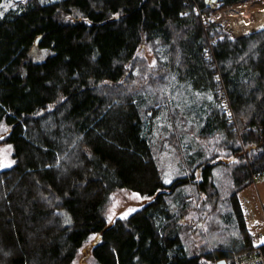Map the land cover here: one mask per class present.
Masks as SVG:
<instances>
[{"label": "trees", "instance_id": "16d2710c", "mask_svg": "<svg viewBox=\"0 0 264 264\" xmlns=\"http://www.w3.org/2000/svg\"><path fill=\"white\" fill-rule=\"evenodd\" d=\"M6 1L0 124L14 162L0 171V264H73L93 235L95 264H231L253 245L238 194L264 176V30L231 39L209 5L239 0H27L1 12ZM143 45L156 47L162 69L193 93L212 94L192 99L198 137L222 133L232 152L251 148L232 174L233 246L189 249L182 236L180 189L192 183L216 207L220 162L186 148L189 167L201 161L200 181L193 173L165 184L152 147L155 114L134 92H107ZM218 88L227 120L213 105ZM120 189L154 198L108 223V197Z\"/></svg>", "mask_w": 264, "mask_h": 264}, {"label": "rangeland", "instance_id": "374dc122", "mask_svg": "<svg viewBox=\"0 0 264 264\" xmlns=\"http://www.w3.org/2000/svg\"><path fill=\"white\" fill-rule=\"evenodd\" d=\"M26 1L7 0L2 5L1 12L15 3ZM261 1L239 0L231 4L211 2L209 3L212 12L210 20L214 21L218 28L223 29L231 39L260 32L264 28L236 36L230 27L238 28L245 25L247 21H251L257 10L254 6H257ZM245 5L248 6V14L242 10ZM227 6L229 7L227 8ZM155 49L156 47L148 45L141 46L135 55L133 65L128 67L123 79L110 85L111 89L106 84L102 88L107 87V92H134L139 96L143 110L149 116L155 114L152 147L165 184H171L178 178H190L193 173L196 182L200 181L199 169L197 172L195 166L201 161L196 160L193 166L189 167L186 163L188 157L185 150L187 149L191 153L202 152L206 163L220 162L212 170V182L216 193L215 198H217L216 207L212 200L208 201L206 193L197 191L192 183H188L180 189L183 208L186 209L181 212L182 236L189 249L203 246L207 250H213L233 246L232 244L239 238V231L238 221L233 220L230 204V198L234 192L232 174L235 171V166L239 165L241 161L249 159L248 151L251 148L241 144L240 151L234 153L226 147L225 140L221 138L223 137L222 133L206 136L208 138L197 136V131L200 128L198 126L201 123L197 120L196 115L189 116L192 99L211 100L213 96L211 93H206L205 96L193 93L187 86L179 83L172 73L162 69L160 61L164 59V56L160 57ZM219 94L214 99L213 105L218 112L221 111L225 116L226 114L221 109V94ZM227 117L226 115V120ZM234 122L239 129L237 119H234ZM228 124L231 125L232 122H228ZM8 129L7 125L0 124V171L11 167L14 162L12 147L4 142ZM209 190L213 193L211 189ZM153 198L141 196L126 189L114 191L106 203L107 222L112 223L117 219L128 217ZM238 199L248 232L252 235L260 234L264 238V176L256 177L248 187L238 194ZM64 224L71 229L69 220L65 219ZM94 238V235L91 236L80 248L73 264H95L91 256V247H89Z\"/></svg>", "mask_w": 264, "mask_h": 264}, {"label": "built area", "instance_id": "2783aa9c", "mask_svg": "<svg viewBox=\"0 0 264 264\" xmlns=\"http://www.w3.org/2000/svg\"><path fill=\"white\" fill-rule=\"evenodd\" d=\"M251 239L253 245L246 250L234 253L231 264H264V243H261L264 238L260 234H253Z\"/></svg>", "mask_w": 264, "mask_h": 264}, {"label": "bare ground", "instance_id": "6f19581e", "mask_svg": "<svg viewBox=\"0 0 264 264\" xmlns=\"http://www.w3.org/2000/svg\"><path fill=\"white\" fill-rule=\"evenodd\" d=\"M254 7L257 10L251 21H247L245 25L238 28H235L233 26L230 27V30L234 33V35L241 36L246 33H251L253 31L264 28V1L259 2V4ZM242 10L245 14H248V6H243Z\"/></svg>", "mask_w": 264, "mask_h": 264}, {"label": "water", "instance_id": "95a60500", "mask_svg": "<svg viewBox=\"0 0 264 264\" xmlns=\"http://www.w3.org/2000/svg\"><path fill=\"white\" fill-rule=\"evenodd\" d=\"M217 264H227L225 260H219L217 261Z\"/></svg>", "mask_w": 264, "mask_h": 264}, {"label": "snow or ice", "instance_id": "6c2138e0", "mask_svg": "<svg viewBox=\"0 0 264 264\" xmlns=\"http://www.w3.org/2000/svg\"><path fill=\"white\" fill-rule=\"evenodd\" d=\"M261 243H264V240H262Z\"/></svg>", "mask_w": 264, "mask_h": 264}]
</instances>
